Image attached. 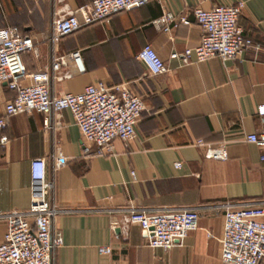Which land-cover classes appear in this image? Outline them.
<instances>
[{"label": "crops", "instance_id": "obj_1", "mask_svg": "<svg viewBox=\"0 0 264 264\" xmlns=\"http://www.w3.org/2000/svg\"><path fill=\"white\" fill-rule=\"evenodd\" d=\"M90 2L0 0V28L14 26L33 39L37 54L23 53L22 60L29 73L48 70L51 95L77 94L97 82L125 83L145 105L136 136L128 142L114 139L110 153L96 155L69 109L9 117L8 141L0 146V213L29 208L30 160L43 158L53 184L48 200L62 209L51 224L52 236L59 232L63 238L53 250L52 264H224L219 242L224 215L218 204L264 199L261 150L245 140L247 134L264 131V111L259 112L264 106V0H149L54 38L57 13ZM239 3L237 25L260 49L247 48L235 59L187 64L175 56L200 42L193 8ZM166 13L174 14V20H164ZM182 16L189 23L179 22ZM147 44L167 72L152 75L138 60ZM74 52L82 72L70 58ZM57 56L66 58L58 74L69 71L70 78H54L51 65ZM14 94L0 83V115ZM197 140L224 144L227 158L206 157L205 148L194 144ZM59 152L65 163L57 168ZM130 206H201L198 227L180 246L152 248L138 224L121 227L122 210ZM5 230L0 218V242ZM100 246H109L111 253L100 254Z\"/></svg>", "mask_w": 264, "mask_h": 264}, {"label": "built area", "instance_id": "obj_2", "mask_svg": "<svg viewBox=\"0 0 264 264\" xmlns=\"http://www.w3.org/2000/svg\"><path fill=\"white\" fill-rule=\"evenodd\" d=\"M149 0H92L89 4L76 9L57 13L53 20V35L67 36L89 24L107 20L110 16L132 7L146 4ZM242 4L215 5L210 9L195 7L192 9L195 22L200 26L202 35L194 48H186L175 54L183 63L202 62L218 57L222 60L238 58L245 49H260L243 33L237 25ZM174 14L166 13L163 19L171 22ZM179 22L189 23L185 17ZM177 24V23H176ZM37 54L33 39L23 35L14 27L0 28V83L15 92L14 97L4 106L0 115V146H5L8 136L5 129L8 118L20 113L38 112L44 115L58 114L69 109L75 124L79 128L84 142L94 146L93 150L85 145L86 153L105 155L111 152L114 139L128 142L135 138V126L145 105L142 97L134 94L125 83L108 85L97 82L87 85L80 93L62 92L51 95L48 90L50 74L48 70L28 72L22 60V54ZM194 56V60L192 59ZM136 57L152 75L169 70L166 63L150 46H143ZM79 72L83 71L78 52L70 54ZM66 64L64 56L53 58L51 70L56 80L72 76L61 67ZM25 79L29 83L24 82ZM261 105L259 112L263 113ZM245 140L261 150L260 159L264 161V131L250 133ZM197 146L205 148V156L212 159H226L224 144L213 146L203 140H197ZM65 163L59 152L55 166ZM180 162L175 167H180ZM135 177L134 172H131ZM31 201L26 210H11L0 213L6 222L3 240L0 242V264H52L53 250L63 243L58 232L51 234L53 219L62 209L48 200L52 187L46 177V165L43 158L30 160ZM223 210V230L219 238L221 261L224 264H264V199L258 201L226 200L218 204ZM201 206L185 208H136L130 206L122 210L121 227L127 229L130 224H138L147 234V244L152 248L170 249L180 246L190 231L197 229ZM114 227V225H113ZM100 254H110L109 246H100Z\"/></svg>", "mask_w": 264, "mask_h": 264}]
</instances>
